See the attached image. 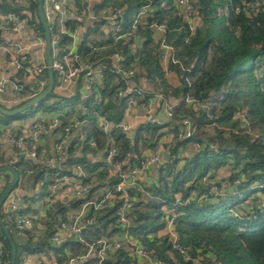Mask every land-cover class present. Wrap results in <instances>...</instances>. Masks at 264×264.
Listing matches in <instances>:
<instances>
[{
	"label": "trees",
	"instance_id": "trees-1",
	"mask_svg": "<svg viewBox=\"0 0 264 264\" xmlns=\"http://www.w3.org/2000/svg\"><path fill=\"white\" fill-rule=\"evenodd\" d=\"M0 1L2 18L12 14L34 23L39 35L44 37L36 0H24L25 5L20 6L13 0ZM192 3L196 11L191 15L195 24L193 31L184 9L176 4V0H75L72 11L66 7L69 16L64 19L63 27L67 32L81 28L77 51L94 64L108 66L102 79L95 82V99L90 97L81 102L87 108L82 114L76 107L79 99L69 100V96L56 89L57 74L54 73L52 92L30 107L34 108L30 113L27 109L11 116L0 114V127L19 119L24 113L28 117L40 110L58 114L61 123L55 134L65 131L71 119L87 118L80 130L85 134L80 149L74 146L77 138L71 141L65 148V159L57 167L37 163L25 158L23 152L14 151L18 184L29 189V193L22 194L24 201L29 203L34 201L36 189H39L40 197L50 194L55 173L76 175L73 169L77 165L86 170L87 177L83 181L90 185L89 197H94L101 185L115 183L110 176L112 166L107 163V154L113 147L116 146L118 151L112 163L121 165L124 170L139 164L144 155L140 147L149 150L162 136L170 134V141L164 145L170 148L171 162L145 173L139 181L141 190L130 189L134 196L132 222L126 228L130 237L151 250L164 264H264V212L255 219L236 218L230 212L245 203L254 204L259 199L258 194L264 195V187L259 186H264V0H194ZM145 6L148 7L146 13L138 17ZM113 7L122 11L117 17L120 32L129 34L119 39L110 27L105 31L110 26L106 16ZM91 14L94 16L92 24L84 26ZM152 22L165 24L164 38L174 49L175 62L168 59L164 63L160 58L156 34L149 27ZM48 24L51 40L58 35V57L62 58L73 39L67 33L59 32L57 16H53ZM133 36L138 39L136 46ZM115 52L122 56L120 63L125 70L138 72L135 75L137 81L147 78L149 88H143L141 95L134 92L117 97V91L124 89L125 83L114 72L109 59ZM171 78L176 79V85L171 84ZM155 92L181 98L173 107L172 121L161 126L140 124L131 135L116 128L109 134L100 132L97 114L117 124L131 104H143ZM186 97L198 106L186 105ZM181 119L192 122L197 131L195 135L177 137L183 127L177 122ZM91 140L95 141V146L90 144ZM194 143L200 147H194ZM188 145L192 148L187 149L184 157L178 158ZM35 150L39 153L41 147L35 145ZM7 158L8 154H0V167L8 164ZM25 169H31L32 173L27 175ZM214 179L230 184L237 180L236 192L215 203L176 205L177 194L186 197L205 193ZM8 180L9 175L4 174L0 194ZM91 180L97 184H92ZM242 195L245 196L243 199L235 201ZM80 203L81 200L73 201L71 207H78ZM116 207L115 204L91 212L95 224L83 231L88 241L124 230L115 223ZM218 207L219 211H215ZM26 210L8 212L4 203L0 207L1 218L16 246L15 264H19L26 253H52L62 262L68 253L83 252V245L73 240L52 246L50 229L41 238L26 236L23 241H18L13 218ZM65 211L57 204L49 214L52 218H64ZM167 219H173L179 242L187 250L188 258L173 249L170 238L161 234ZM0 247L1 264H10V245L1 228ZM93 263V258L85 262ZM103 264H136V260L120 248L109 253Z\"/></svg>",
	"mask_w": 264,
	"mask_h": 264
},
{
	"label": "built area",
	"instance_id": "built-area-1",
	"mask_svg": "<svg viewBox=\"0 0 264 264\" xmlns=\"http://www.w3.org/2000/svg\"><path fill=\"white\" fill-rule=\"evenodd\" d=\"M13 1L23 4L24 0ZM193 1L176 0V4L185 11L191 31H193L195 25L191 15L196 12ZM68 3V0H43V9L47 21H50L56 15L58 17L59 32L67 33L73 39L69 51L62 58L58 57L59 48L56 45L58 35L51 40L52 68L54 73L57 74L56 89L65 96H69V100L76 101L79 99L76 107L80 109L82 114H85L87 108L81 102L90 97L95 99V82L102 79L104 72L108 70V66L92 63L79 53L77 49L73 48L76 38L79 37V31L74 29L71 32H67L62 24L64 19L68 17L66 10ZM147 9V6L143 7L138 17L144 15ZM121 14V9L113 7L108 10L106 16L107 21L110 23L109 27L114 30L117 39L129 35L128 33L120 32L121 28L117 25V17ZM149 27L155 34L160 35L158 41L162 50L160 55L165 54L168 59L175 62L174 49L164 38L165 24L152 22ZM26 28L31 29V40L22 42L12 38V35L18 34ZM133 37L135 40L134 46H136L138 39L136 36ZM34 48H41L44 52V38L39 35L34 23L18 19L12 14L0 18V61L4 63V67L0 69V105L5 108L12 109L17 105H21L44 90L47 85V81H43L40 78L46 74H44L46 71L44 56L42 55L40 61H36L32 55ZM94 49L96 48L93 47ZM109 59L114 72L119 74L125 83L124 89L117 91V97L134 92L141 95L143 88L139 82L142 78L138 80L139 82L135 79V75L138 72L135 69L125 70L120 63L123 58L119 53H112ZM180 100L181 98H174L173 102H168L166 96L155 92L150 99L141 104L143 110L138 116L144 119V123L154 126L164 125L172 121L173 107ZM184 101L186 105H192L194 108L198 106L190 97H186ZM135 103L137 102L131 104L126 112ZM156 104L160 105L159 109H157ZM125 114L122 121L117 124H114L106 116L97 114L98 129L104 134H109L113 128H116L123 134L131 135L134 128L133 125L125 120ZM177 122L183 126L177 137L189 138L196 134V127L189 119H181ZM60 123L57 113L40 110L33 116L17 119L2 125L0 127V154L6 153V151L10 152L7 165L16 164V157H13L14 151H20L24 153L25 158L34 160L37 163L45 162L52 167L59 166L66 157L65 148L71 141L77 138L78 141L74 146L80 149V145L85 139V134L80 130L87 123V118H73L70 120L69 125L65 127V131L55 134ZM110 141L112 140L110 139ZM90 144L95 146V141L91 140ZM35 145L41 147L39 153L35 150ZM47 145H49V148ZM192 145L200 147L198 143ZM169 149L166 148L165 157L162 159L159 152V140L156 141L152 147V153L149 155L140 147L144 155L139 164L123 170L121 165L112 163V158L118 151L116 146L113 147L107 154V163L112 166L110 176L111 179H115V183L101 185L94 197H89L90 185L83 181V178L87 177V173L82 165L74 167L73 171L76 175L55 173L54 182L50 184V194L40 197L38 195L39 189H36L34 192L35 199L32 203L24 201L22 186L18 184L17 180L12 192L4 201V208L8 212L27 209L22 213L16 214L13 218L14 235L18 241H23L26 236L41 238L50 229L52 233L49 237V243L52 246H60L67 240L77 241L83 245V252L78 254L68 253L67 258L62 262L52 253H49V255L45 253H26L22 255L19 264H85L86 261L92 258L94 259L93 264H103L109 253L115 252L120 248H124L136 260V264H164L154 257L151 250L142 247L137 240L130 237L126 228L132 222L131 211L133 210L134 196L130 189H142L139 184V177L140 175H145L154 164L162 165L165 162H171ZM184 156L185 151L183 150L177 157L182 158ZM25 173L30 175L32 170L25 169ZM4 174L9 175L8 181L10 182L12 175L8 171L0 174V181ZM94 181L91 180L92 184ZM94 184H97V182H94ZM238 184L237 180L230 184L223 180L214 179L211 181L207 192L186 197L177 194L175 203L179 206L190 205L193 202L202 204L207 202L215 203L224 199L227 194L236 192L235 189ZM259 186L264 187L263 185ZM258 197V201L254 204L245 203L230 209L232 216L236 218L242 216L252 219L257 218L259 214L264 212V195L260 193ZM76 200H81V203L78 207H71V202ZM57 204L62 205L66 209L64 218L61 216L52 218L50 216L49 212L53 211ZM115 204L117 205L115 223L124 230L110 237H94L91 241H88L84 237L83 231L95 224V218L91 215V212L99 211L104 207ZM161 234L167 235L170 238L172 248L188 258L187 250L179 242L173 219H167L166 226L161 231ZM1 261L2 250L0 247V264Z\"/></svg>",
	"mask_w": 264,
	"mask_h": 264
},
{
	"label": "water",
	"instance_id": "water-1",
	"mask_svg": "<svg viewBox=\"0 0 264 264\" xmlns=\"http://www.w3.org/2000/svg\"><path fill=\"white\" fill-rule=\"evenodd\" d=\"M37 1V16L38 19L44 29V60L46 65V74L42 75L40 78L43 81H47V85L44 90H42L40 93L35 95L33 98L29 99L28 101L24 102L23 104L19 105L18 107L8 109L4 106L0 105V114L5 116H11L17 113H20L24 110L29 109L30 107L34 106L36 103L44 99L47 95H49L52 92L53 85H54V70L52 68V44H51V38H50V30H49V24L44 14L43 9V0H36ZM68 9L70 11L73 10L74 1L75 0H68ZM90 24V21H85L84 26H87ZM8 171L12 175L11 181L8 183L6 188L3 190V192L0 194V207L4 203L5 199L8 197V195L12 192L13 188L15 187L18 175L15 170V165H4L0 167V174L2 172ZM113 180V178H112ZM0 228L3 230L5 237L7 238L9 245H10V264H15V257H16V246L14 243V240L8 231L7 227L5 226L1 215H0Z\"/></svg>",
	"mask_w": 264,
	"mask_h": 264
},
{
	"label": "crops",
	"instance_id": "crops-1",
	"mask_svg": "<svg viewBox=\"0 0 264 264\" xmlns=\"http://www.w3.org/2000/svg\"><path fill=\"white\" fill-rule=\"evenodd\" d=\"M1 2V1H0ZM19 6L20 5H25L24 3L23 4H18ZM56 16V15H55ZM67 16H69V13L67 12ZM94 16L91 14L90 17L86 20V21H90V24H92V18ZM0 18H1V15H0ZM89 25V24H88ZM109 28V26H107L105 28V31L107 32V29ZM79 31V37L76 38V41L74 43V46L73 48L74 49H77L78 45H79V40L81 38V35H82V30L81 28L78 29ZM12 38H16L22 42H28L29 40L32 39V33H31V29L30 28H26L25 30H23L22 32L18 33V34H14L12 35ZM98 39V38H97ZM160 39V35L156 34V42H158ZM99 40V39H98ZM162 52V50L160 51ZM32 55L34 56L35 60L36 61H40L41 60V57L42 55L44 56V52L42 51L41 48H34L32 50ZM160 58H162V61L165 63L168 58L165 56V54L163 55H160ZM4 67V63H2L0 61V69ZM139 84L141 85L142 88H149V85L147 83V79L145 78H142L139 82ZM171 84L173 85H176L177 84V81L176 79L174 78H171ZM168 102H173V97H166ZM157 105V109H159V104H156ZM142 110H143V106L141 104H138V103H135L132 107H130V109L128 110V112H126L125 114V120L133 125V128H136L138 125L144 123L143 122V118L139 117L138 115L142 113ZM170 134H165L164 136L161 137V139H159V152H160V156L161 158L163 159L165 157V151H166V147H165V143L169 142L170 141ZM192 147L191 145H188L186 148H184V151H185V154H186V151L187 149L190 150ZM145 152L149 155L152 153V148L149 149V150H145ZM9 151H6L5 154H8V158H7V161L9 160ZM4 154V153H2ZM155 166H159L158 164H154L148 171L150 172V170L152 168H154ZM150 175V174H149ZM144 178V175H140L139 179L142 180ZM146 178V177H145ZM152 176H149V179L152 180ZM21 190L23 193H29V189H23L21 187Z\"/></svg>",
	"mask_w": 264,
	"mask_h": 264
},
{
	"label": "rangeland",
	"instance_id": "rangeland-1",
	"mask_svg": "<svg viewBox=\"0 0 264 264\" xmlns=\"http://www.w3.org/2000/svg\"><path fill=\"white\" fill-rule=\"evenodd\" d=\"M43 38H44V37H43ZM55 91H56V89L54 90V92H55ZM33 109H34V108L29 109V113H30L31 111H33ZM25 115H26V114L24 113L22 116H20V117H18V118L20 119V118H22V117H25ZM15 120H16V119H15ZM12 121H13V120H12ZM19 171H21V167L19 168ZM148 176H150V175H148ZM243 196H244V195L240 196L239 198H236L235 201H236V200H241V199H243ZM244 197H245V196H244ZM219 209H220V207L216 208L215 211H219Z\"/></svg>",
	"mask_w": 264,
	"mask_h": 264
}]
</instances>
